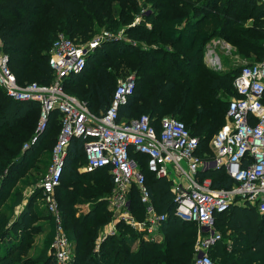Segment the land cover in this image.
Masks as SVG:
<instances>
[{
	"label": "trees",
	"instance_id": "trees-1",
	"mask_svg": "<svg viewBox=\"0 0 264 264\" xmlns=\"http://www.w3.org/2000/svg\"><path fill=\"white\" fill-rule=\"evenodd\" d=\"M144 1L140 5L139 0H0L3 52L9 55L11 69L21 84L46 85L54 79L49 64L50 49L60 34L88 42L99 27L110 30L126 26L125 34L135 36L137 44L113 41L103 45L101 50L108 56L95 70L86 69L65 80L66 92L86 102L91 111L99 114L111 103L118 75L136 73L135 92L120 107L119 120L128 121L147 114L159 126L162 118L176 117L200 139L199 154L210 161L214 155L209 143L226 122L230 99L237 96L233 82L240 71L208 68L203 60L206 45L219 36L245 54L262 51L261 60L264 5L260 0ZM148 5L151 9L142 14L141 23L133 25ZM242 19H252L253 26H238ZM89 64L88 58L87 66ZM226 94L231 97H225ZM38 113L40 115L37 103L11 99L0 87V264H18L15 257L24 250L30 224L37 216L32 207L43 206L40 186L32 193L28 208L19 216L14 217L13 210L19 197H15L11 206H1L14 179L25 169L27 154L31 151L24 154L22 147L34 134ZM8 114L13 115V124L3 123ZM48 123V128L51 123L57 126L50 140L53 146L49 168L60 131L57 111L52 112ZM84 143L77 138L71 141L61 183L56 189L63 226L73 243L76 263L192 264L197 225L175 215L172 183L157 178L147 169L143 171L156 209L168 215L161 228L163 240L160 243L144 240L132 228L123 225L125 231L106 237L99 252L93 251L100 230L108 220L106 198L113 182L108 168L79 170L87 163ZM201 177H210L217 189L231 188L234 184L225 171L210 169L202 172ZM64 180H70L71 186H63ZM131 198L132 210L142 218L136 187L132 189ZM88 201L94 205L78 216L76 204ZM44 211L54 229L55 221L45 206ZM235 211L244 214L245 224H232ZM216 226L223 238L212 250L214 261L264 264V214L256 207L232 206L217 216ZM43 264H56L54 256L48 254Z\"/></svg>",
	"mask_w": 264,
	"mask_h": 264
},
{
	"label": "built area",
	"instance_id": "built-area-1",
	"mask_svg": "<svg viewBox=\"0 0 264 264\" xmlns=\"http://www.w3.org/2000/svg\"><path fill=\"white\" fill-rule=\"evenodd\" d=\"M260 1L264 5V0ZM87 60L88 50L60 34L50 49L53 81L46 85L21 84L0 40V87L7 96L39 105L38 133L47 128L52 112L59 113L60 131L52 150V163L40 184L43 204L55 221L51 252L56 264H77L56 198L68 148L74 138L85 141L87 163L80 169L108 168L113 188L106 200L144 240L157 243L163 240L161 228L168 215L156 209L143 170L170 181L175 215L197 225L192 264H218L211 255L223 238L216 226L217 216L235 205L256 207L264 214V55L259 61L244 64L234 79L237 96L230 99L226 123L210 141L214 155L210 161L199 154L200 139L176 117L162 118L159 126L147 114L128 121L119 120L120 107L135 92L134 75L118 83L109 107L99 114L91 111L86 102L67 93L65 80L81 74ZM38 133L31 144L36 142ZM169 165L179 180L170 178ZM210 169L225 171L233 179V186L214 188L210 177H201L202 172ZM133 187L138 191L142 218L132 210ZM108 236L112 233L100 237L97 249Z\"/></svg>",
	"mask_w": 264,
	"mask_h": 264
},
{
	"label": "rangeland",
	"instance_id": "rangeland-1",
	"mask_svg": "<svg viewBox=\"0 0 264 264\" xmlns=\"http://www.w3.org/2000/svg\"><path fill=\"white\" fill-rule=\"evenodd\" d=\"M140 5H143L145 2L144 0H139ZM257 6V4H256ZM148 9H151V5L146 6L142 9V12L139 16L135 18V21L133 22V25L140 24L142 21V14H146L148 12ZM254 21L252 19L244 20L242 19L238 26L243 27H251L253 26ZM126 26H122L120 28H114V29H107L105 27H99L92 36V38L88 42H82L81 40L74 39L75 42L81 46H83L86 50H88V58H89V65L84 69L95 70V66L97 64L99 65L100 62H103V60L108 56L106 51L101 50L102 46L105 44H111L109 42L113 41H122V42H128L132 44H137V42L134 40L135 36L128 37L127 34H125ZM107 34V35H106ZM95 40H98V42ZM253 41V40H252ZM215 42V43H214ZM220 42L223 44L220 46ZM113 44V43H112ZM120 46V45H119ZM144 47H147L145 44H143ZM255 52L251 54H245L243 52H240L235 46L227 42L222 37H214L212 38L206 45L205 49V56L203 60H207L206 66L212 70H228L238 73L241 69V67L244 64L250 63V62H256L260 59L262 56L261 52ZM102 58V59H101ZM50 60V59H49ZM13 67L15 68V64H13ZM112 69V68H110ZM83 71V72H84ZM134 75L136 78L137 83V75L136 73H127L126 75H118L117 78V85L118 83L126 79L127 77ZM90 78H93L92 74L88 75ZM37 81V80H35ZM225 97L230 98V95H225ZM142 113H137L136 115H141ZM13 115L8 114L7 118L3 123L6 121L13 124ZM40 121V115L38 113L37 116V122L34 129V134L31 137L30 140L26 141L23 144L22 151L24 154L28 151H31L29 154H27V163L25 165L24 171L19 175V177H16L11 184L9 188V192L6 195L5 200L2 201L1 206L2 208L9 207L13 204V201L15 200V197H19L20 200L14 205V217L19 216L26 208H28L30 203V197L32 193L35 192V190L40 186L44 175L46 173V170L48 169V166L50 164L51 160V149L53 146V143L50 142L53 132L57 130L56 125H52V123L47 125V128L43 131L38 133V125ZM15 124V123H14ZM49 124V123H48ZM24 128V125H23ZM38 138L32 147H26L28 144H31V141L34 139V136L37 135ZM41 140V141H40ZM168 170L170 172V178L172 180H179L176 172L174 171L172 165L168 166ZM8 170H5L7 173ZM65 187L71 186L70 180H64ZM107 202V200H106ZM94 205V202H78L75 206V208L78 209V216L86 213L89 211V209ZM32 208H35V212L37 213V216L33 223L30 224L29 231L26 235V240L24 242V250L20 252L19 255L15 257V261L18 262V264H43L44 260L46 259V256L49 254L52 255L51 252V245L54 240L53 231L55 235L56 227L53 229L52 224H50L48 220V214L44 211V204L43 206L40 205H33ZM106 214L108 216V220L106 225L100 230L99 237L96 239L95 247H93V251L95 253H98L100 248L97 249V243H99L100 237L104 234L107 235L109 233H112V235L120 234L121 232L125 231L124 226H128L125 221H123L120 218L119 212H114L112 207H110V204H106ZM232 217V224H245L246 223V217L244 214L235 211ZM241 221V222H240ZM131 228V227H130ZM134 231V230H133ZM227 237V236H226ZM228 240V239H227ZM136 247V244L134 245V248Z\"/></svg>",
	"mask_w": 264,
	"mask_h": 264
},
{
	"label": "crops",
	"instance_id": "crops-1",
	"mask_svg": "<svg viewBox=\"0 0 264 264\" xmlns=\"http://www.w3.org/2000/svg\"><path fill=\"white\" fill-rule=\"evenodd\" d=\"M220 46L218 47H222L221 45H223L221 42L219 44ZM205 64H207V60H204ZM227 120V119H226ZM226 123V122H225ZM209 147H210V143H209ZM211 149V148H210ZM212 150V149H211ZM213 152V151H212ZM81 172H85L84 170L80 169ZM172 188V187H171Z\"/></svg>",
	"mask_w": 264,
	"mask_h": 264
},
{
	"label": "water",
	"instance_id": "water-1",
	"mask_svg": "<svg viewBox=\"0 0 264 264\" xmlns=\"http://www.w3.org/2000/svg\"><path fill=\"white\" fill-rule=\"evenodd\" d=\"M220 71V70H219ZM35 143H32V144H30V146L29 147H31L32 145H34Z\"/></svg>",
	"mask_w": 264,
	"mask_h": 264
},
{
	"label": "bare ground",
	"instance_id": "bare-ground-1",
	"mask_svg": "<svg viewBox=\"0 0 264 264\" xmlns=\"http://www.w3.org/2000/svg\"><path fill=\"white\" fill-rule=\"evenodd\" d=\"M215 43V42H214Z\"/></svg>",
	"mask_w": 264,
	"mask_h": 264
}]
</instances>
